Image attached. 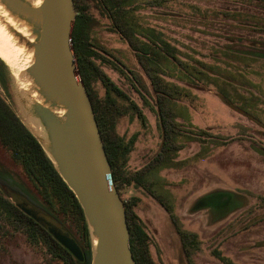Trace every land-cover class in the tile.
I'll list each match as a JSON object with an SVG mask.
<instances>
[{"label": "rangeland", "instance_id": "rangeland-1", "mask_svg": "<svg viewBox=\"0 0 264 264\" xmlns=\"http://www.w3.org/2000/svg\"><path fill=\"white\" fill-rule=\"evenodd\" d=\"M132 1L138 16L129 22V32L142 39L148 27L161 28L178 44L181 66L159 52L156 74L171 84L167 104L181 131L174 138L178 147L146 175L151 190L167 203L140 184L125 183L119 190L123 202L138 198L136 211L151 236L157 264L190 259L192 264H264V59L238 53L242 45L264 38L254 25L264 24V0ZM96 5L91 3L93 19L83 29L81 48L127 96L112 94L125 110L114 122L115 134L125 143L136 135L125 156V175L160 150L156 95L127 41ZM122 71L129 78L136 74L145 86L130 82ZM7 84L8 101L20 115L11 78ZM0 91L7 96L1 82ZM0 160L10 164L1 150ZM172 215L183 231L195 234L189 258ZM0 264L58 263L0 226Z\"/></svg>", "mask_w": 264, "mask_h": 264}, {"label": "trees", "instance_id": "trees-1", "mask_svg": "<svg viewBox=\"0 0 264 264\" xmlns=\"http://www.w3.org/2000/svg\"><path fill=\"white\" fill-rule=\"evenodd\" d=\"M93 2L98 4L96 6L100 12L109 17L114 28L116 27L121 36L125 38L156 95V114L158 126L162 131L160 150L145 166L125 175L123 174L125 156L136 135L125 143L122 136L115 134L114 122L118 116L124 114L125 110L113 98L112 94L115 93L121 97L126 94L109 79L98 64L91 59H86L81 48L84 42L83 29L93 19L89 12ZM133 2L132 0H74L77 15L72 31L73 48L80 76L89 92L118 192L124 183L140 184L165 204L167 201L151 190L150 181L146 179V175L162 164L167 154L178 147L174 138L181 129L173 116L172 109L167 104V99L171 97V84L156 74L159 70L156 59L161 52L171 60H177L181 66V60L175 51L179 47L173 45L164 32L158 31L156 28L152 30L148 27L147 32L140 33L142 39H139L138 33L129 32L127 27L130 23L132 24L133 18L138 16L133 13V11H137L138 5ZM248 21L249 19L245 18L243 22L248 25ZM254 25H259L260 32L264 31L263 23L260 25V22H257ZM139 27L142 26L139 25ZM224 45L219 48H224ZM238 53L246 58L264 59V38L251 40L248 46L242 45ZM122 74L126 76L125 71H122ZM126 77L130 82L135 81L139 86H145L136 74L132 75V78ZM9 79L7 65L0 58V82L7 94V96L3 95L0 91V150L10 161V164H6L0 160V226L7 232L22 235L31 247L47 254L53 262L58 264H92V244L80 203L59 175L38 140L9 103L8 99L12 98L7 84ZM101 86L104 90L102 94L100 93ZM131 104L137 110V117L140 120H145L139 106L135 102H131ZM135 200L137 201L138 198L134 197L124 202L132 256L136 264H157L152 252L151 236L136 211L137 202ZM21 204L32 207L68 232L80 246L83 259L74 256L45 227L27 214ZM171 220L183 238L182 249L189 258L191 251L188 244L195 241V234L183 231L175 216L172 215ZM190 260L188 264H192ZM223 260L229 261L226 257Z\"/></svg>", "mask_w": 264, "mask_h": 264}, {"label": "water", "instance_id": "water-1", "mask_svg": "<svg viewBox=\"0 0 264 264\" xmlns=\"http://www.w3.org/2000/svg\"><path fill=\"white\" fill-rule=\"evenodd\" d=\"M76 15L74 0H0V23L16 47L29 56L18 76L22 86L7 68L19 116L80 203L92 244V264H136L125 205L79 73L72 39ZM21 207L83 259L68 232L32 207Z\"/></svg>", "mask_w": 264, "mask_h": 264}, {"label": "bare ground", "instance_id": "bare-ground-1", "mask_svg": "<svg viewBox=\"0 0 264 264\" xmlns=\"http://www.w3.org/2000/svg\"><path fill=\"white\" fill-rule=\"evenodd\" d=\"M0 57L11 67L13 74L19 80L20 85L23 82L19 79V72L24 68L29 59L22 49L17 48L12 37L8 34L6 29L0 23Z\"/></svg>", "mask_w": 264, "mask_h": 264}, {"label": "crops", "instance_id": "crops-1", "mask_svg": "<svg viewBox=\"0 0 264 264\" xmlns=\"http://www.w3.org/2000/svg\"><path fill=\"white\" fill-rule=\"evenodd\" d=\"M156 28V27H155ZM157 29V28H156ZM158 30V29H157ZM158 31H161V32H164V33H166L163 29H161V28H159V30ZM170 41H171V39H170ZM172 42V41H171ZM175 44V43H174ZM176 46H178V44H175ZM223 45V44H222ZM216 46H218L219 47V45L217 44Z\"/></svg>", "mask_w": 264, "mask_h": 264}]
</instances>
